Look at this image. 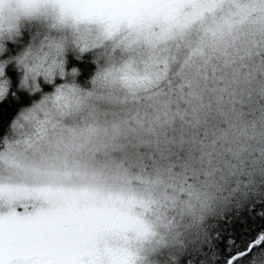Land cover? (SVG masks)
I'll return each mask as SVG.
<instances>
[{
    "label": "snow or ice",
    "instance_id": "snow-or-ice-1",
    "mask_svg": "<svg viewBox=\"0 0 264 264\" xmlns=\"http://www.w3.org/2000/svg\"><path fill=\"white\" fill-rule=\"evenodd\" d=\"M17 11L120 40L96 79L15 121L26 104L0 85V264H136L129 233L158 235L145 264L185 237L183 264H264V108L251 105L264 96V0H20ZM153 143L149 171L141 148ZM113 153L140 170L141 194L79 179L103 177ZM161 184L171 215L153 225L134 208Z\"/></svg>",
    "mask_w": 264,
    "mask_h": 264
},
{
    "label": "clouds",
    "instance_id": "clouds-1",
    "mask_svg": "<svg viewBox=\"0 0 264 264\" xmlns=\"http://www.w3.org/2000/svg\"><path fill=\"white\" fill-rule=\"evenodd\" d=\"M242 2L246 3L247 0H242ZM18 7H20V0H5V3L0 5V65L4 67L3 76H0V85L6 84L5 99L9 95L19 99L18 93L20 92L35 98L31 100V103L22 105L17 110L13 121L19 118L22 113L40 105L46 97L54 96L57 89L65 84L69 88L73 86L84 88L85 84L96 79L98 72L103 73L112 66L105 53H111L113 49L119 51L118 42L120 40V36L106 34L95 26L81 25L79 29L65 28L55 18L28 16L18 12ZM228 7L229 5L226 3L224 10L227 11ZM10 44L18 45L13 55H8ZM84 56L88 57L87 61L83 59ZM70 57L77 62H87L93 65L92 74L83 82L80 81L81 69L77 65L71 64ZM115 59L118 64L119 57ZM61 64L63 65V76L60 75L58 67ZM9 65L14 66L18 77L15 90H13L11 77L7 73ZM30 69L33 71H29ZM48 70L52 71L51 79L46 77ZM73 72L76 73L75 76H73ZM26 77L27 83H25ZM37 87H39V91H36ZM149 94L139 93L141 96ZM257 152H259V148H257ZM98 159L103 161L102 157ZM125 169H127L126 172ZM140 175V170L127 165L120 155H110L103 177L99 174L92 176L89 173L79 179L88 183H107L109 185H116L117 180L124 181L126 182L125 192L135 190L139 195L144 188L138 179ZM153 191L154 203L148 207L137 206L134 211L141 214L147 223L154 225L157 214L159 216L171 215V209L164 198L163 184L156 186ZM152 231L159 233V229L155 227ZM157 238L158 235L137 237L135 234L129 233L128 239L123 243L136 258V264H145L144 250L152 247ZM185 240L187 237L183 240H169L166 245H161L158 256L153 258L154 264H183L185 254L190 251Z\"/></svg>",
    "mask_w": 264,
    "mask_h": 264
},
{
    "label": "trees",
    "instance_id": "trees-1",
    "mask_svg": "<svg viewBox=\"0 0 264 264\" xmlns=\"http://www.w3.org/2000/svg\"><path fill=\"white\" fill-rule=\"evenodd\" d=\"M17 50V48H14L13 50H10L11 51V54H15V51ZM71 64L73 65H77L80 69H81V72H82V75L80 77V81L81 80H86L88 77H89V74L93 71V65H91L90 63H80V62H77L73 59H71ZM70 64V66H71ZM7 73H8V76L11 77V80L13 82V90H15V85L18 81V77H17V73L15 71V68L14 66L12 65H9L8 68H7ZM82 82V81H81ZM46 90H48L46 88ZM19 97H21L23 99V101L25 102V104H29L31 102L32 99H34L35 97H29L27 96L25 93L23 92H20L18 93ZM251 105L252 107H254L256 109V112H255V116H258L259 115V109L261 108H264V96H261L259 95V93H256L254 94V97H253V100L251 102ZM9 108H12L13 105L12 104H9L8 106ZM181 109H183L185 106L183 104L180 105ZM237 107H240V105H237ZM172 110L175 112L176 111V105L173 104L172 105ZM243 111L244 113H249V102L246 100L245 101V105L243 107ZM4 114L5 116H8L9 113H8V109H4ZM254 116L253 115H246L245 116V119H248V120H251L253 119ZM180 124V119H179V116L177 117L176 119V124L175 126L178 127ZM8 131V125L6 122H0V134H6ZM167 133H168V138L169 139H172V136H173V131H172V128L169 127L168 129H166ZM174 150H177V146L174 145L173 146ZM141 151L143 153H147V156L145 157V160H144V163L149 165V171L151 170V161L152 159H158L159 158V153L156 151V148H155V144H151V145H144L142 146L141 148ZM120 155V154H119ZM194 155H198V154H194ZM184 157H185V154L183 152L180 153V161L182 162L184 160ZM228 159H230V157H227ZM257 158H259V153L257 152ZM205 177L203 176V173H201L200 175V179H204ZM242 183H246L247 182V177L246 176H240L238 177ZM235 179V178H233Z\"/></svg>",
    "mask_w": 264,
    "mask_h": 264
},
{
    "label": "rangeland",
    "instance_id": "rangeland-1",
    "mask_svg": "<svg viewBox=\"0 0 264 264\" xmlns=\"http://www.w3.org/2000/svg\"><path fill=\"white\" fill-rule=\"evenodd\" d=\"M14 48H18V45H13V44H10L9 45V53H8V55H13V54H11V51L10 50H13ZM71 58V57H70ZM69 58V59H70ZM72 59V58H71ZM82 82L84 81V80H81ZM154 139V138H153ZM113 155H119V153H113Z\"/></svg>",
    "mask_w": 264,
    "mask_h": 264
}]
</instances>
